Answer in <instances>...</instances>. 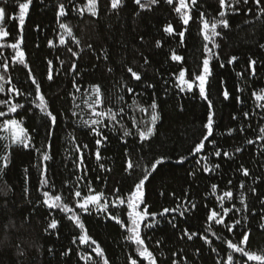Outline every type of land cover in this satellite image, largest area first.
<instances>
[{"label":"trees","instance_id":"obj_1","mask_svg":"<svg viewBox=\"0 0 264 264\" xmlns=\"http://www.w3.org/2000/svg\"><path fill=\"white\" fill-rule=\"evenodd\" d=\"M19 2L26 0H8L7 3L0 0V7L6 12L1 27L10 34L0 40V44L16 42L20 34ZM60 4H64L68 15L58 19ZM84 4L86 0H32L23 25L20 47L49 109L57 118L51 135L47 134L50 121L31 103L35 98V85L28 79V68L18 62L13 64L14 53L10 47L0 48V73H3L2 65L7 63L6 77L10 76L21 92H33L31 96H16L7 92L10 85L5 84L6 91L0 93V101L11 100L24 107L12 113L8 105H0V111L6 113L0 117V124L10 118L22 122L35 148L51 156L49 161L43 162L47 164L50 181V187L44 190L60 195L62 201L74 209L87 235L103 249L109 264H130L129 256L137 258L136 245L126 239L127 231L109 219L107 213L118 215L128 223L126 204L113 207L111 202L117 196L127 197L134 190V182L144 175V168L164 156L166 163L158 166L145 182L144 200L150 213H160L165 208L178 211L157 216L158 223L150 229L141 225L142 238L156 257V264H173L174 261L176 264H227V255L232 249L227 247L226 241L239 242L245 231L249 233L245 250L264 254V203H261L264 200V139H260L259 132L264 127V108L258 107L264 101H257L254 95L264 90V16L257 18L259 9L253 0L238 5L239 11L227 16L228 29L218 26L217 31L221 32L215 38L218 48L203 39L199 13L203 12L209 21L218 19L219 0H197L187 26L174 11L177 0L173 5L160 0L150 10L140 9L133 0H123V6L113 10L110 0H99L98 17H92L87 10L81 17L77 9ZM248 9H252L251 13ZM9 16L16 18L9 19ZM61 23L72 28L80 41L78 46L67 36L66 45L59 43L60 34L64 32ZM169 24L177 33L187 27L183 43L178 35L164 31ZM49 41L53 46H49ZM157 41L161 47L156 46ZM205 45L218 53V58L210 55ZM68 47L79 52L78 60L67 51ZM173 51L183 57L182 62L171 59ZM233 56L237 57L236 61L228 63ZM144 57L148 58V64L144 63ZM205 58L210 60L212 70L208 88L215 115L214 136L209 140L214 139L215 144L205 141V150L192 155L193 147L207 131L204 125L209 109L197 92L181 91L177 77L181 69H187V78L199 73ZM250 60L256 61L255 75ZM48 61H52V80L48 79ZM73 63L75 72L70 71ZM128 67L141 74L140 81L131 78ZM74 83L80 87L79 92ZM94 85L100 86L104 96V108L97 110L110 107L118 113L119 121L105 119L104 124L108 126H99L107 137L100 145L96 144L100 137L84 123L93 119L88 104ZM128 87L133 89L131 94ZM225 89L228 99L223 96ZM153 101L158 105L159 118L154 135L142 142L138 129L152 127L150 105ZM125 131L130 135H124ZM5 136L6 132L0 130V157L10 153L8 167L0 173V264H86L81 257L89 255L92 260L88 264H102L101 258L78 239L83 232L74 220L68 219L71 214L59 208L49 209L43 203L37 167L41 164L39 154L32 148L10 146ZM248 140L255 143L249 144ZM77 146H80L79 152ZM237 148L242 151L237 152ZM97 150L99 160L95 156ZM215 151H220L219 157ZM80 152L84 155L83 165L79 163ZM225 152L229 154L227 157ZM182 157L184 162L177 163ZM129 160L134 165L131 174L126 171ZM205 166L209 171L204 170ZM84 168L86 171L82 170ZM242 169H247L249 175L244 176ZM80 177L83 179H78ZM213 185L217 186L215 190ZM253 188L255 192L251 191ZM76 190L81 191L82 196L102 194L100 203L108 201L107 212L97 211L94 205L90 206V213L82 212L76 207L77 198L72 195ZM225 191H231L233 197L221 202L218 197ZM241 197L248 205L247 211L243 210ZM221 203L224 208L235 205V209L241 210L233 209L223 224H216L208 216L212 209L223 214ZM192 204H195L194 209ZM181 211L185 212L184 216L179 214ZM52 220L58 221L56 229H48ZM235 220L241 223L229 232L225 224ZM185 229L197 235L191 240L187 236L181 239ZM17 244L21 249H17ZM20 250L23 255L19 254ZM233 256V264L237 261L257 264L239 253ZM138 264L147 262L139 260Z\"/></svg>","mask_w":264,"mask_h":264},{"label":"snow or ice","instance_id":"obj_2","mask_svg":"<svg viewBox=\"0 0 264 264\" xmlns=\"http://www.w3.org/2000/svg\"><path fill=\"white\" fill-rule=\"evenodd\" d=\"M5 3L8 2V0H4ZM134 4L138 5L140 9L142 10H150L151 6L156 5L160 2V0H133ZM165 2L168 5H173L174 0H165ZM178 6L174 8V11L178 13L182 19V22L185 26L188 25L189 21L192 19L190 13L193 6L197 4V0H177ZM32 3V0H26V2H19L18 3V24L20 29V34L18 38L16 39V42L10 43V44H0V48L3 47H10L13 50L14 56H13V64H16L17 62L19 64L24 65L25 68H28V79L31 80V83L35 85V88L33 92L35 93V98L31 101L33 106L40 110L41 113L44 114L45 117L48 118L50 123L48 124V135H51V129L54 128L56 124V116L53 114V112L49 109L47 100L45 98V95L41 92V87L39 82L36 80L35 76L32 74L30 67H28V64L26 62V57L24 51L21 49V44L23 42V25L25 23L26 15L29 11L30 5ZM249 0H219V6L220 11L218 13V19H213L212 21H209L208 19L204 18V13H199V18L201 22V32L203 35V39L209 43L214 44L215 47H219V44L215 42V38L219 37L221 35V32L217 31L218 26L222 27L223 29H228L230 27L229 21L227 19V16L232 13L235 14L239 11L238 5L241 4H248ZM253 3L257 6L259 9L257 18L260 16H264V3H262V0H253ZM98 4L99 0H86V4H84L83 7L77 9L79 15L82 17L85 10H87L88 14H90L92 17H98L99 11H98ZM110 6L113 10H118L123 6V0H110ZM249 13H251L252 9L247 10ZM5 8L0 7V22H3L5 20ZM68 15L64 4H60L58 6V13L57 17L66 16ZM137 15L139 13L137 12ZM16 17L9 16V19H14ZM60 27L64 29V32L60 34L59 37V43L61 45H66L67 37H71L72 41L78 46L80 44V41L76 38L74 35L72 28L69 27L66 23H61ZM38 30V28H37ZM164 31L168 33L169 35H178L181 38V43H183V37L185 35V32L187 31V27L184 28L183 31L175 32L173 27L169 24ZM66 34V35H65ZM10 34L3 28L0 27V40H4L6 37H8ZM49 46H53L52 42L49 41ZM157 47H161V43L159 41L156 42ZM89 48H91V45H88ZM205 50L210 55H215L218 58V53H213L212 49L208 48L207 45H205ZM67 51L71 53L73 57H75L77 60L79 59V52L73 51L72 47H68ZM104 59L107 60V54L105 53ZM171 59L173 61L182 62L183 57L177 55L174 51L171 53ZM237 57L233 56L230 58L228 63L235 62ZM144 63L148 64V58L144 57ZM49 64V74L48 79L52 80V72H51V65L52 61H48ZM255 60H250V66H252V74L255 75ZM223 67V64L220 65ZM3 73H0V81H3V83H0V93H5V84L10 85L8 87L7 92L8 93H14L16 96H22L27 95L31 96L33 95V92L24 93L21 92L20 89L16 87L12 83L11 77H6V73L9 71V66L7 63H4L2 65ZM70 71L75 72L76 71V64L73 63L70 67ZM109 72L112 71L111 68L108 69ZM127 71L131 74V78L135 79L136 81L141 80V74L134 71L132 67H128ZM187 69H181L178 73L177 80L179 82L178 86H180L181 91H188V92H197L199 96L207 102V107L209 109V114L207 116V122L204 125V128H206V133L202 134L201 140L195 144L193 147L191 154L196 155L198 153H201L203 150H205V141H208L212 144H215L214 139L209 140L210 137L214 136V120L213 117L215 113L212 111L213 109V103L212 100L209 98V88H208V78L212 75V70L210 67V60L208 58H205L202 62L201 71L197 74L192 75L190 78L186 79L187 75ZM149 87H154V85H148ZM74 87H76V91H80V87L74 83ZM128 93H132L133 89L131 87L127 88ZM255 98L257 101H264V90H261L259 93H254ZM223 96L225 99L229 98V93L225 89L223 91ZM90 103L88 104L89 109L91 110L93 119L90 121H85L84 123L92 129V131L95 133L97 137H100V139L96 140V144L100 145L103 140H106L107 137L103 136L102 132L99 130V126L103 125L104 127H107V124H104V120L107 119L110 122H116L117 121V112H114L112 108H107L106 110H97L98 108L103 109L104 108V96L102 93V90L99 85L91 86V96H89ZM8 105L9 110L12 113H15L18 108H23L24 106L19 103H13L11 100H4L0 101V105ZM76 107H79V105H76ZM152 111L151 115V124L152 127H147L145 130H139V136L141 141L149 140L154 135V128L155 123L159 118L158 113L156 112V109L158 105L155 101L150 105ZM258 107L264 108V104H259ZM142 111H147V109H141ZM123 109L120 110L122 112ZM6 113L4 111H0V117H4ZM73 115H77V113L73 112ZM244 115L247 117V113H244ZM235 119V117H234ZM95 126V127H94ZM0 130H3L4 132L8 133L7 136L4 137L5 140L10 141V146H19L23 149L27 150L29 148L34 149L40 156L41 164H38L37 167L40 169V191L42 192V195L44 197L43 203L49 208H59L60 210L70 213L71 215L68 216V219L74 220V222L77 224V226L82 230L83 234L78 236V239L82 244H87L89 248H91L92 252H94L98 257L101 258L102 264H109L108 258L105 256L103 249H101L100 245L93 240L90 236L87 235V230L85 229L84 224L80 221L79 215L75 213L74 209L72 207H69L67 203H64L62 201V197L60 195H51L49 191H45L44 189L50 187V181L49 177L47 175L48 168L47 164L43 162H47L51 159V156L48 154L47 151L41 152L40 149L35 148V145L32 144V137L28 133V131L22 126V122L18 121L17 119L10 118L7 120H4L2 124H0ZM241 132H243V128H241ZM260 132V139H264V127L259 129ZM231 134V131L229 132ZM124 135H130L128 131L124 132ZM249 144L255 143L253 140H248ZM51 145H48V148L50 149ZM83 148H87V145H83ZM77 151H80V146H77ZM237 152L242 151L241 148L236 149ZM217 157L220 156V151H215L214 153ZM9 154L4 155L3 157H0V173H2L4 168L8 167L9 163ZM224 155L227 157L229 154L227 152L224 153ZM96 159H101L99 150L95 153ZM204 159H207V157H204ZM167 158L164 156H160L159 158L154 159L150 167L144 168V175L142 178L139 179L138 182H134L133 191L130 192V194L127 197L124 196H117L111 203L113 207L117 206H124L126 204L127 208V216H128V223H125L122 221L118 215H114L112 213H107V216L109 219L115 220L116 223L120 224L122 228H124L128 236L126 239L133 244L136 245L135 248V254L137 258H133L132 256H129L130 264H138L139 260L146 261L147 264H156V257L153 255V253L149 250L148 246L145 243L144 238H142L141 235V225L145 229H150L155 226V223H158L156 220L157 216H166L170 212L174 213L178 211V209H163L162 212L156 213V212H149L148 211V205L146 201L144 200V186L145 182L149 179V177L156 172L157 167L163 165L166 163ZM184 158L182 157L180 160L177 161V163H183ZM79 163L81 165L84 164V155L83 152H80L79 156ZM197 163H199V160H197ZM103 167V165H101ZM216 167L218 168L219 165L217 164ZM134 168L133 162L129 160L127 162V168L126 171H129V174H131L132 170ZM83 171H86V168L82 169ZM205 171H209L207 166H205ZM25 172H27V169H25ZM242 174L244 176L249 175V171L247 169H242ZM78 179H83V177H80ZM231 181H229V184ZM216 185H213V189H216ZM244 187L243 183H241L240 188L242 189ZM251 191L255 192V189H251ZM90 192H94V190L90 189ZM116 192H119V189H116ZM7 195V193H4ZM74 197H76V207L79 208L84 213H90V206L94 205L97 209V211H105L107 212L108 207V201L104 200V203L101 204V200L103 199L102 194H89L87 196H82L81 191L76 190L74 193H72ZM231 199L233 197V193L231 191H225L223 195L219 196L218 199L222 202L225 198ZM240 203L243 205V210L247 211L248 205L245 202V199L241 197ZM261 203H264V200L261 201ZM141 205H144L143 208H141ZM191 207L194 209L195 204H192ZM222 209L221 212H217L215 209H212L210 211V214L208 216L209 220H215L216 224H223L224 218L227 216V214L233 209H235V205H233L230 208H224L223 203L220 205ZM241 209H235V211H240ZM181 216L185 215V212L181 211L179 213ZM147 221V223H145ZM170 222V221H169ZM241 223L240 220H235L231 224H225V227L228 229L229 232L232 231V229ZM58 227V221L52 220L51 223L48 224V229H56ZM175 227V225H173ZM211 227V226H210ZM264 227V225H262ZM47 232V229H45ZM197 233H188L187 229L183 231V235L181 236V239L184 238V236H187L189 240L193 239L194 236H196ZM215 235V233H213ZM202 239H204L206 242L211 243L207 240L206 236H202ZM249 238V233L245 231L242 234V238L239 242L234 243L231 240H227V247L229 249H232V253H229L227 255V264H233L234 256L233 253H239L243 257L247 258V261H255L257 264H264V254H256L251 251H246L245 246L247 245ZM73 243H76V240H73ZM159 241H157V245H159ZM95 245V247H92ZM17 249H21V245H16ZM20 255H23V251L20 250ZM67 255V253H65ZM81 259H84L86 261V264H88L89 261L92 260V257L89 256H82ZM95 264V262H93ZM173 264H176L174 261ZM236 264H239V261L236 262Z\"/></svg>","mask_w":264,"mask_h":264},{"label":"rangeland","instance_id":"obj_3","mask_svg":"<svg viewBox=\"0 0 264 264\" xmlns=\"http://www.w3.org/2000/svg\"><path fill=\"white\" fill-rule=\"evenodd\" d=\"M4 22V21H3ZM3 22H0V27L3 25ZM7 38V37H6ZM186 79H188L187 78V75H186ZM7 135H8V133H6Z\"/></svg>","mask_w":264,"mask_h":264}]
</instances>
